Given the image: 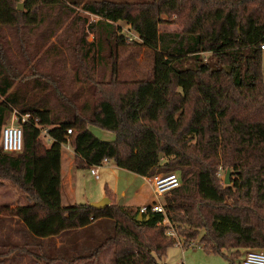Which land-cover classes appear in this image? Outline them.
<instances>
[{"label":"trees","instance_id":"trees-1","mask_svg":"<svg viewBox=\"0 0 264 264\" xmlns=\"http://www.w3.org/2000/svg\"><path fill=\"white\" fill-rule=\"evenodd\" d=\"M68 1L0 0V27L39 26L43 19L37 14L46 9L71 14L77 4ZM19 3L21 11L16 10ZM79 9L96 18L87 25L94 39L79 40L80 56L106 64L102 53L107 46L106 57L112 58L107 81L91 88V109L83 105L78 111L69 104V117L57 120L45 101L28 104L12 90L16 71L0 45V131L12 110L30 118L15 122L20 151L0 149V180L23 198L22 205L0 204V217L15 218L38 239L112 220L114 233L104 244L112 248L113 264H158L156 259L176 241L186 247L197 240L207 252L224 250L229 261L241 251L263 248L264 83L258 46L264 35V0H99ZM215 10L220 16L210 29L219 30L218 35L234 21L239 25L231 28L233 38H242L249 23H255L256 38L202 41L207 15ZM161 16L173 17L171 24L180 30L158 33L157 26L167 22ZM117 22L136 36L137 43L130 42L152 55L150 77L123 93L117 89L124 82L115 61L117 47L127 38ZM52 91L61 95L57 87ZM89 127L111 133L113 140H98ZM43 128L48 146L39 137ZM64 144L72 149L76 168L99 166L105 159L144 178L177 174L178 186L162 195L163 213L147 212L139 221L137 209L112 202L101 210L62 206L59 157ZM218 168L230 171L229 186L219 185ZM164 220L168 225L161 227ZM166 230L174 236H166ZM145 232L153 233L146 237ZM8 255L30 257V263L41 258L22 245L0 249V264Z\"/></svg>","mask_w":264,"mask_h":264},{"label":"rangeland","instance_id":"rangeland-1","mask_svg":"<svg viewBox=\"0 0 264 264\" xmlns=\"http://www.w3.org/2000/svg\"><path fill=\"white\" fill-rule=\"evenodd\" d=\"M69 1L77 4L71 14L62 15L56 10L48 11L46 9L41 10L37 14V18L42 17L43 19V22L39 26L25 27L19 23L12 28L0 27V45L7 53L11 68L16 71V80L12 84V90L15 91L17 96L25 98L28 104L41 100L45 101L51 110L52 117L57 120L69 117L67 112L69 104L73 105L75 110L78 111L79 107L83 105L91 109L93 101L90 98L91 88L93 89V85L99 81H103L102 83L107 81L108 64L112 61V58L106 57L107 46L104 47L102 53V57L104 60L106 59V64L103 65H100L98 61L90 62L89 60H83L79 53V40H84L86 44L94 39L92 32L87 30V25L96 20L94 16L81 11L79 7L83 3L99 0ZM108 1L140 3L150 0ZM219 16V10L212 11L207 15L203 27L202 41L206 42L213 39L223 43L233 38L231 28L233 26L238 27L239 25L234 21L230 22L228 28H222L221 35H218L219 30L215 32L214 29H210L214 28L215 20ZM161 18L167 22L157 26L158 33H171L180 30L178 25L171 24L172 19H174L173 17L167 19L165 16H161ZM115 25L120 27V34L123 38H127L123 45L117 47V59L115 61L118 79L124 82V86L117 89L123 93L127 89L132 88L133 83L136 81L150 77L152 55L150 51L135 44L138 40L124 22H117ZM50 31L53 32V35L48 36V32ZM255 38V23H249L248 29L244 30L243 37L233 38L232 40L252 41ZM111 44H113L112 40ZM81 50H83V47ZM260 54L261 80L264 83V51H261ZM52 82H55V84H51ZM54 87H57V91L61 95L58 96L52 91ZM96 87L100 88V86ZM104 90L110 91L111 89L105 88ZM84 115L86 116L87 114ZM8 120L9 116L5 124ZM46 129H41L39 137L44 142V145L48 146L50 141L45 136V133H43ZM88 130L98 140H113V135L109 132L94 127H89ZM61 149L64 148L61 147ZM225 170L218 168L216 171L215 178L220 186H225L223 185ZM74 171L76 178L75 202L77 204L95 203L88 200L89 198L96 197V202L102 198H107L108 200H112L117 206L150 204L152 202L161 204L163 202L164 197H156L151 193L149 181H143L138 176L117 168L111 161H107V164H102L98 167V180H94L89 175V169L76 168ZM173 175L177 178V174ZM232 179L233 176L230 175L229 182ZM13 200L16 203H23L22 196L10 184L0 180V204H9L10 207H14ZM109 203L111 202L109 201ZM130 211H134V209ZM1 218L0 228H3L4 231H6L7 226L14 225L13 220H10V218L9 220ZM98 223L91 225V227H100L99 225L102 222ZM166 225L168 223L165 220L160 224L161 227ZM14 229H17L16 225ZM167 232L166 230L165 233ZM152 233L145 232L144 235L148 237ZM103 236L105 239H103L102 244L94 245L92 251H89L90 255L76 259V264H113L112 248L104 244L105 240H108L111 236L107 234ZM1 244H5V242ZM227 254L224 250H221L219 253L207 252L196 240L190 242L186 247L175 244L168 246L161 258L156 260L158 264H239L242 259V251L241 254L233 257L231 261L225 258ZM18 256L8 255L5 257L3 264H10L8 263L10 260L13 261L11 264H14V262L15 264H20L21 260L24 261L23 264H30V257ZM40 264H44V262Z\"/></svg>","mask_w":264,"mask_h":264},{"label":"crops","instance_id":"crops-1","mask_svg":"<svg viewBox=\"0 0 264 264\" xmlns=\"http://www.w3.org/2000/svg\"><path fill=\"white\" fill-rule=\"evenodd\" d=\"M63 148L64 149L60 150L59 157V199L60 205L70 206L77 204L75 202L76 178L74 171L76 166L74 164V154L72 149L69 147ZM138 177L143 181H147V178L141 176ZM94 180H98V177ZM88 201L96 202L97 197L89 198ZM109 201L113 203L112 200ZM13 203V206L23 204L16 203L14 200ZM80 204L87 205L88 203ZM150 204L128 205L123 207L138 210L139 208L149 206ZM6 219L9 220V218ZM0 220H2V218ZM10 220H13V226H7L6 231H4L3 228H0V243L5 242V244L0 245V248H14L20 247L23 244H28L26 246L32 248L41 257H34V260L32 259L30 264H40L42 262H44V264H76V259L90 255L89 251H92L94 245H100V243L102 244L103 239H105L103 236L104 234L112 237L114 232V224L112 220L100 219L84 228L64 231L50 238L38 239L28 234L18 220L14 218H10ZM98 222H102L99 225L100 227H91V225L97 224ZM15 225L17 229H14ZM19 238L22 239L20 240ZM23 262L24 261L21 260L20 264H23Z\"/></svg>","mask_w":264,"mask_h":264},{"label":"built area","instance_id":"built-area-1","mask_svg":"<svg viewBox=\"0 0 264 264\" xmlns=\"http://www.w3.org/2000/svg\"><path fill=\"white\" fill-rule=\"evenodd\" d=\"M260 51H264V35L258 46ZM19 118L20 122L29 120L28 115L18 116L14 110L9 114V120L4 124L0 131V149L4 153H17L20 151L21 147V132L20 128L16 125V120ZM15 119V122H14ZM35 127H37L35 125ZM45 133V131L43 132ZM70 134V130H66V135ZM62 147L67 148L68 145L64 144ZM107 164V160L103 159L99 164ZM99 166H93L89 168V174L97 179V169ZM151 186V193L156 197H161L163 194L169 192L170 190L178 186V179L173 174L157 175L152 178H147ZM150 213H163L162 207L158 203L150 204L148 207H141L138 209V213L147 214ZM166 236L172 235L170 231L165 233ZM175 245H180L176 241ZM239 264H264V247L258 250H250L244 252L242 259Z\"/></svg>","mask_w":264,"mask_h":264},{"label":"water","instance_id":"water-1","mask_svg":"<svg viewBox=\"0 0 264 264\" xmlns=\"http://www.w3.org/2000/svg\"><path fill=\"white\" fill-rule=\"evenodd\" d=\"M16 10L17 11H21L22 10V5L18 4L16 6ZM229 176H230V171L228 169L225 170V174H224V178H223V185L227 186L229 184ZM109 205V200L107 198H102L101 200H99L98 202L95 203H89L86 206L88 208L94 209V210H101L104 207ZM141 218L140 214L137 213L135 219L137 221H139Z\"/></svg>","mask_w":264,"mask_h":264}]
</instances>
